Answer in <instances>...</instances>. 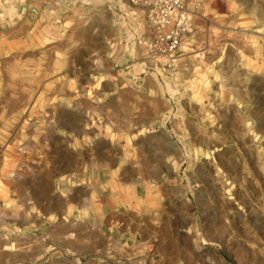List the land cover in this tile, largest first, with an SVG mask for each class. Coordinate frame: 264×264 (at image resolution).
<instances>
[{"label":"rangeland","instance_id":"obj_1","mask_svg":"<svg viewBox=\"0 0 264 264\" xmlns=\"http://www.w3.org/2000/svg\"><path fill=\"white\" fill-rule=\"evenodd\" d=\"M1 7L0 264L79 251L85 185L161 199L154 264H264V0H188L171 55L116 0Z\"/></svg>","mask_w":264,"mask_h":264},{"label":"crops","instance_id":"obj_2","mask_svg":"<svg viewBox=\"0 0 264 264\" xmlns=\"http://www.w3.org/2000/svg\"><path fill=\"white\" fill-rule=\"evenodd\" d=\"M103 180L101 171L97 172L96 182L102 187ZM80 181L86 182L85 176L80 177ZM81 187L85 193H80L85 195L80 197V202L76 203L77 206L73 207L75 210L71 209L70 214V220L74 219L87 228L85 236L80 238V250H75L76 245L71 241L67 243L66 238L63 243L54 239V246H58V249L53 251V264H138L140 261L154 264L161 261L159 249L163 236L160 235V210L157 207L161 199L146 196L137 206L136 193L124 197L120 192L108 188L96 192L87 189L86 185ZM67 217L64 221H67ZM90 227H94L95 231H89ZM75 232L71 231L70 238H67L72 240ZM93 237H96V242L91 240ZM167 249L168 255L175 253L171 247ZM77 257L85 258V262Z\"/></svg>","mask_w":264,"mask_h":264},{"label":"built area","instance_id":"obj_3","mask_svg":"<svg viewBox=\"0 0 264 264\" xmlns=\"http://www.w3.org/2000/svg\"><path fill=\"white\" fill-rule=\"evenodd\" d=\"M131 10L135 20L140 19L150 39L152 51L171 55L181 46L190 22L188 0H116ZM4 0H0V13ZM38 15L36 8L21 7L19 14Z\"/></svg>","mask_w":264,"mask_h":264}]
</instances>
